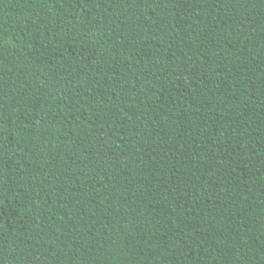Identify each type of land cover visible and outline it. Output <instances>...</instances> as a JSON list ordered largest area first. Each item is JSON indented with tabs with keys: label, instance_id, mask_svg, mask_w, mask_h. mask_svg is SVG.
I'll use <instances>...</instances> for the list:
<instances>
[{
	"label": "trees",
	"instance_id": "trees-1",
	"mask_svg": "<svg viewBox=\"0 0 264 264\" xmlns=\"http://www.w3.org/2000/svg\"><path fill=\"white\" fill-rule=\"evenodd\" d=\"M0 264H264V0H0Z\"/></svg>",
	"mask_w": 264,
	"mask_h": 264
}]
</instances>
